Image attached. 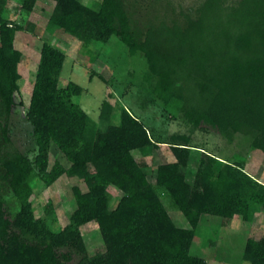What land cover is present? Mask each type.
Returning <instances> with one entry per match:
<instances>
[{"label":"trees","instance_id":"obj_1","mask_svg":"<svg viewBox=\"0 0 264 264\" xmlns=\"http://www.w3.org/2000/svg\"><path fill=\"white\" fill-rule=\"evenodd\" d=\"M35 1L21 0L20 6L30 10ZM46 1L51 6L46 29L56 27L82 44L114 37L129 51H141L156 77L152 92L158 99L176 97L192 126L246 133L250 146L264 152V0H241L238 5L204 0L193 19L179 25L160 23L147 29L140 42L131 36L120 0H100L96 10L79 0ZM3 3L0 0V134L6 140L5 119L18 89L20 53L12 46L18 26L1 15ZM62 60L60 48L41 44L26 111L36 144L35 167L45 185L64 173L81 180L86 190L72 188L69 223L52 232L32 216L23 179L27 166L19 161L9 179L16 210L9 213L0 197V264H69L68 251L60 248L84 251L78 227L91 220L101 248L76 264H205L189 253L199 215L243 213L250 219L257 205L264 204V186L237 163L203 151L193 181L187 183L182 173L189 153L185 143L169 145L174 160L156 165L149 182L148 170L130 152L155 145L146 128L123 106L117 123L97 128L72 100L81 88L71 81L58 86ZM111 108L103 100L98 118L108 121ZM49 143L68 161L67 167L57 161L48 167ZM107 187L121 193L113 207L108 206ZM160 194L189 228L172 222ZM16 230L32 240H22ZM241 257L249 264H264V235L257 241L246 239Z\"/></svg>","mask_w":264,"mask_h":264},{"label":"rangeland","instance_id":"obj_2","mask_svg":"<svg viewBox=\"0 0 264 264\" xmlns=\"http://www.w3.org/2000/svg\"><path fill=\"white\" fill-rule=\"evenodd\" d=\"M79 1L96 10L100 0ZM120 1L131 36L135 42H140L147 29L160 23L179 25L186 18L193 19L195 9L204 0ZM240 1L220 0L224 5H238ZM3 2L1 15L18 26L12 46L20 53L16 63L18 89L13 92V104L5 119L6 140L0 134V197L5 200L9 213L17 207L16 203L13 204L15 200L9 179L11 170L19 166V161L27 166L23 179L29 187L26 199L32 216L52 232L63 229L69 223V215L74 208L72 188L77 187L82 192L86 190L81 180L64 173L45 185L35 167L36 144L26 111L43 42L61 49L63 60L57 84L64 86L71 81L81 88L80 94L73 96L72 100L97 128L103 130L108 123H117L119 106L125 107L146 128L155 145L145 151L133 149L130 152L135 161L148 170L149 182L153 183L156 165L174 160L169 145L185 143L189 153L182 173L187 183H192L199 151H203L222 162L237 163L251 179L264 186V152L250 146V136L229 130L217 131L206 125L192 126L181 110L182 100L174 97L163 102L153 94L156 77L149 73L141 51H129L114 37L82 44L56 27L46 29L51 10L46 0H36L30 10L20 6L21 0ZM103 100L112 107L108 121L98 118ZM54 161L64 168L69 164L49 143L48 167ZM107 192L110 195L108 206L113 207L121 193L112 187H107ZM160 199L172 222L178 227L189 228L166 196L160 194ZM243 216V213L229 216L200 214L193 228L189 253L202 258L205 264H249L241 257L242 248L246 239L257 241L264 235V204L257 205L250 219ZM78 228L84 251L60 248V252L68 251L69 264H76L82 256L91 255L101 248L100 233L94 221L84 222ZM16 232L22 240H32L27 233Z\"/></svg>","mask_w":264,"mask_h":264}]
</instances>
